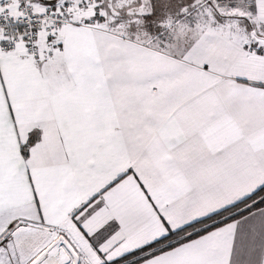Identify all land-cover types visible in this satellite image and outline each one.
Returning a JSON list of instances; mask_svg holds the SVG:
<instances>
[{"label": "snow or ice", "instance_id": "obj_1", "mask_svg": "<svg viewBox=\"0 0 264 264\" xmlns=\"http://www.w3.org/2000/svg\"><path fill=\"white\" fill-rule=\"evenodd\" d=\"M0 264H264V0H0Z\"/></svg>", "mask_w": 264, "mask_h": 264}]
</instances>
